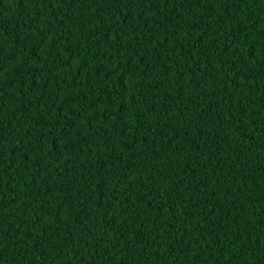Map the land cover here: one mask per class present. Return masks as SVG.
Wrapping results in <instances>:
<instances>
[{
	"label": "trees",
	"instance_id": "16d2710c",
	"mask_svg": "<svg viewBox=\"0 0 264 264\" xmlns=\"http://www.w3.org/2000/svg\"><path fill=\"white\" fill-rule=\"evenodd\" d=\"M0 264H264V0H0Z\"/></svg>",
	"mask_w": 264,
	"mask_h": 264
},
{
	"label": "snow or ice",
	"instance_id": "6c2138e0",
	"mask_svg": "<svg viewBox=\"0 0 264 264\" xmlns=\"http://www.w3.org/2000/svg\"><path fill=\"white\" fill-rule=\"evenodd\" d=\"M3 69L2 68H0V71H2Z\"/></svg>",
	"mask_w": 264,
	"mask_h": 264
}]
</instances>
